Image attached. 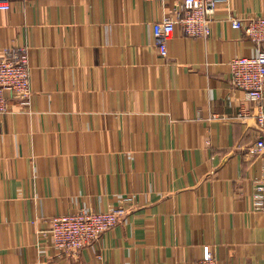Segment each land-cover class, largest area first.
I'll return each mask as SVG.
<instances>
[{
  "label": "crops",
  "instance_id": "obj_1",
  "mask_svg": "<svg viewBox=\"0 0 264 264\" xmlns=\"http://www.w3.org/2000/svg\"><path fill=\"white\" fill-rule=\"evenodd\" d=\"M180 0H11L0 56L27 49L33 95L0 114V264H264L263 160L255 105L229 61L257 47L232 17L264 0H221L208 37L177 26L162 58L152 23ZM132 198L133 201H125ZM133 207L77 255L51 217Z\"/></svg>",
  "mask_w": 264,
  "mask_h": 264
},
{
  "label": "built area",
  "instance_id": "obj_2",
  "mask_svg": "<svg viewBox=\"0 0 264 264\" xmlns=\"http://www.w3.org/2000/svg\"><path fill=\"white\" fill-rule=\"evenodd\" d=\"M152 1V0H149ZM165 3L166 0H157ZM221 0H180L173 15H165L152 23L154 44L162 58L168 56L169 41L175 35L177 26L191 37H208L211 33L213 16ZM11 8V0H0V12ZM232 27L243 29L257 47L254 55L234 57L228 63L231 84L244 89L255 105L258 137L252 154L263 160L262 176L256 181L253 191V209L264 211V14L253 17H232ZM7 91L23 105H29L33 90L31 87V65L27 49H7L0 56V114L10 111ZM132 202L133 199L126 198ZM133 207L124 204L105 211L94 209L56 215L50 218L48 234L52 246L69 255H77L88 246L96 245L102 236L116 227L122 216ZM195 264H218L212 250L207 249Z\"/></svg>",
  "mask_w": 264,
  "mask_h": 264
}]
</instances>
